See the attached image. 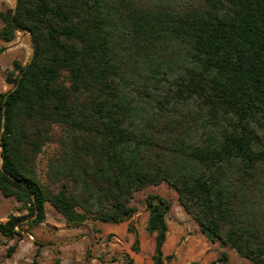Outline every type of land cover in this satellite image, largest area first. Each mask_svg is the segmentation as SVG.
Instances as JSON below:
<instances>
[{
	"label": "trees",
	"instance_id": "1",
	"mask_svg": "<svg viewBox=\"0 0 264 264\" xmlns=\"http://www.w3.org/2000/svg\"><path fill=\"white\" fill-rule=\"evenodd\" d=\"M0 21L2 41L34 46L0 94V192L27 212L3 237L22 240L47 204L71 228L119 225L167 184L209 241L264 264V0H17ZM145 205L153 262L171 263L172 203Z\"/></svg>",
	"mask_w": 264,
	"mask_h": 264
},
{
	"label": "rangeland",
	"instance_id": "2",
	"mask_svg": "<svg viewBox=\"0 0 264 264\" xmlns=\"http://www.w3.org/2000/svg\"><path fill=\"white\" fill-rule=\"evenodd\" d=\"M16 5L17 0H0V12L15 9ZM1 28L0 21V30ZM0 48L6 49L0 56V94H6L13 90V86L6 80L14 71V63L27 66L33 59L34 46L29 33L18 32L12 42L6 43L0 39ZM17 74L14 73L13 77ZM45 162L46 156H42L39 171L44 180ZM149 195H160L172 203L167 217V223L171 226V237L178 234L176 231L181 226L186 229V234H195L193 229L194 224L197 223L180 205L177 192L169 185L162 184L137 193L132 201V205L138 210L137 213L132 219L119 225L89 221L80 227L71 228L67 226L64 217L47 204L46 221L38 226L25 224L22 227L24 230L22 240L17 238L9 240L0 234V264H32L39 250V264H57V262L59 264H124L125 254L133 256L135 260L139 258L140 260H137L139 264H144L146 259L142 258H149L155 250L154 236L147 232L149 212L145 200ZM26 214L27 212L21 210V205L15 199L6 198L0 192V224L5 223L10 215ZM186 234L182 240L185 239ZM137 237L138 244H136ZM15 244H18V249L11 258H8V248ZM135 247L139 250L137 253L133 251ZM217 264L253 263L240 258L234 251L227 263Z\"/></svg>",
	"mask_w": 264,
	"mask_h": 264
},
{
	"label": "crops",
	"instance_id": "3",
	"mask_svg": "<svg viewBox=\"0 0 264 264\" xmlns=\"http://www.w3.org/2000/svg\"><path fill=\"white\" fill-rule=\"evenodd\" d=\"M168 228L169 235L163 248V253L165 257L175 255V259L168 264H212L216 262L224 252L229 255L230 259L233 256L234 251L230 250V248L223 247L220 242L213 243L209 241L202 234L197 224H194V235L186 234V229L181 226L176 231L178 234L171 237V226L169 224ZM185 234V239L182 240ZM226 249H228V251ZM152 257L153 254H151L149 258H142L143 260L146 259L144 264H154ZM132 258L136 264H139V261H137L139 258L137 260H135L133 256Z\"/></svg>",
	"mask_w": 264,
	"mask_h": 264
}]
</instances>
